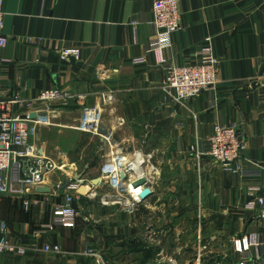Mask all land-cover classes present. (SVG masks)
<instances>
[{
	"label": "crops",
	"instance_id": "0c3cea01",
	"mask_svg": "<svg viewBox=\"0 0 264 264\" xmlns=\"http://www.w3.org/2000/svg\"><path fill=\"white\" fill-rule=\"evenodd\" d=\"M155 1L5 0L7 46L0 50V96L21 100L17 114L56 111L55 128L37 142L31 138L29 144L58 170L52 182L28 190L25 197L0 198V225L28 247L25 256L5 255L0 264H150V245L156 242L164 246L157 248L159 264L173 259L177 264H207L224 255H231L233 264L246 257L251 264H264V226L258 212L245 207L256 194L254 187L260 188L256 195L264 197V0H183L182 27L173 36V46L163 52L165 64L150 51ZM207 44L221 62L216 92L176 102L164 90L167 70L195 63L194 53ZM68 51L79 52L78 58L64 60L62 54ZM141 57L145 63L134 64ZM49 89L61 90L71 99L41 104V93ZM105 99L120 103L122 133L116 147L134 150L126 156L128 161L142 156L153 191L138 210L141 220L135 211L109 222L106 209L90 202L95 191L82 197L81 188L77 206L82 216L76 227L33 239L38 226L50 223L66 175L83 176L85 181L92 174L78 175L72 163L68 169L65 162L59 167L55 150L70 156L77 149L80 141L72 129L81 110ZM112 113L106 112L109 126L98 117L86 124L98 123L113 132ZM222 123L235 125L244 142L238 162L245 170L243 177L208 156L207 140L214 125ZM111 136L105 134L101 141L109 143ZM42 188L49 191L39 192ZM27 199L28 210L23 205ZM183 210L193 217L187 234H181L188 226L186 219L176 218ZM153 213L158 221L146 222L144 216ZM167 222L173 223L174 235ZM255 233L261 238L259 252L252 249L244 256L235 251V241ZM170 241L178 244L174 257L166 250ZM44 242L61 253H43ZM90 249L99 260L88 255Z\"/></svg>",
	"mask_w": 264,
	"mask_h": 264
},
{
	"label": "built area",
	"instance_id": "2783aa9c",
	"mask_svg": "<svg viewBox=\"0 0 264 264\" xmlns=\"http://www.w3.org/2000/svg\"><path fill=\"white\" fill-rule=\"evenodd\" d=\"M182 1L156 0L153 5L152 25L155 35L150 43V51L160 56V63L162 64L166 63L163 52L173 46V36L182 27ZM4 5L5 0H0V50L7 46V37L4 33ZM70 56L78 58L79 52L68 51L62 54L64 60ZM194 56L196 58L195 63L172 66L167 70L164 90L171 94L178 103H185L203 94L212 95L216 92L220 59L216 57L210 44L202 46L194 53ZM144 63L143 57L134 61L136 65ZM70 99L71 97L65 95L61 90L49 89L41 93L39 102L44 105H52L56 102H62L61 100L68 102ZM108 100L113 101V99ZM19 104H22L21 100L4 99L0 96V198L8 196L25 197L28 190H36L52 182L55 171L58 170L54 162L44 160L38 153V148L29 144L35 128L38 125L49 123L50 119L57 116L56 111L48 108L44 113H35V117L32 118L29 113L21 115L15 112V107ZM97 105L85 109V117L80 121L82 125L80 128L89 127L86 128L85 132H90L93 127L94 123L91 126L90 124L87 125L86 122L95 120L94 116L98 111ZM207 141L209 144L208 156L213 162L233 175L245 176V170L238 166L244 150V142L235 125L223 123L214 125L213 133ZM192 150L194 151L195 148ZM66 176L67 184L62 188V198L59 204L54 207L50 223L38 226L32 233L33 239H47L60 229L75 228L78 219L81 218L77 202L79 200L78 193L85 181L76 179L72 173ZM114 178H119V176ZM252 191L257 194L260 188L254 187ZM256 194H251V200L245 207L248 211L258 212L257 215L264 226V197ZM23 205L28 210L31 202L28 199L24 200ZM7 230L5 224L0 225V259L5 255L25 256L28 252L27 245L23 244L19 238H13ZM149 233L151 238L155 237L153 231L150 230ZM234 248L236 252L244 256L249 254L252 249L259 252L261 248L260 234H251L235 241ZM87 251L88 255L95 256L99 260L94 250ZM42 252L53 255L61 253L57 246L48 242L43 243ZM171 262L173 264L174 261ZM240 264L251 263L246 257Z\"/></svg>",
	"mask_w": 264,
	"mask_h": 264
},
{
	"label": "rangeland",
	"instance_id": "374dc122",
	"mask_svg": "<svg viewBox=\"0 0 264 264\" xmlns=\"http://www.w3.org/2000/svg\"><path fill=\"white\" fill-rule=\"evenodd\" d=\"M118 104L120 103L114 99L113 101H110L108 99L100 100L97 105L98 111L95 113L94 116V117H98V119H102V121L105 120L108 123V118L110 117V115L107 116L106 112H110V114L111 112H113L112 113L113 115L110 119L113 122V128L111 127V130L113 129V132L101 128V126L103 125H99L98 127V123L97 124L95 123L97 126L93 124V127L90 132H82L78 130V128L82 126L80 121H82L85 117L84 114L86 108H84V110H81V113L79 115V120L77 124L73 126L72 129V132L75 134V137H79L80 142L77 149H75V151L70 156L64 154L63 152H58V150H55L56 155L54 156V158L55 160L57 159L59 160L57 161L59 167H62V165H64L62 164L63 162H65V165H68L66 169L70 168L69 164L71 163L74 164L75 172L78 175H81L88 171L92 173L91 175L88 174L87 180H85V184L82 187L81 195L82 197H86L87 195L90 194V191L92 190L95 191V197H93L90 202L94 203L97 206V208L106 209V210L104 209L105 216L107 217V220L109 222H115V220L119 217L120 214L123 215L131 212L133 213L135 211H137L135 213L139 214V216H137L138 218L137 220L139 221L141 220L140 219L141 210L140 211L138 210L142 203L137 202L140 201L138 195L139 192L135 191L132 188V183L135 181L136 179L135 177L137 176L133 173L128 174V179L126 181H122L119 176L120 173L124 172L127 166H129L132 163L131 161H128V158L126 156L130 153L131 154L134 153V150L130 147L128 148L116 147L117 143L121 141L120 136L122 133V131L119 130L120 125L122 124L121 123L122 119L120 118V113L117 108ZM92 110L94 111V109ZM107 125L109 126V123ZM53 126H54L53 118L50 119L49 123L38 125L34 130V134L32 135V140L34 141L36 139L37 142L38 137L39 138L41 137L42 139L45 133H48L49 131H51L52 128H55ZM59 131H64V130L59 129ZM105 134L107 135L112 134L111 136L112 139L109 140V143H111L114 146V149L110 148L106 141L104 142L101 141L103 135ZM72 136L74 135L72 134ZM136 156H137L136 160L139 159L143 160L142 156H140L139 154H137ZM136 160L133 162H137ZM116 176H119V178H114ZM56 178L58 179V176ZM98 178H103L104 181L101 186L95 187L96 185L92 184L91 181L92 179L95 180ZM116 179L117 181L119 180V184H116L115 182ZM62 182L64 183V180ZM60 185H62V183H60ZM132 198H134V200L136 201H134ZM190 214H191L190 211L187 212L183 210L182 212L181 211L178 212V215L176 216L177 219L182 218L183 221L186 219V222L188 224V226L184 227L185 229L181 231V234H187V232L192 229V227H190L191 225L190 222L193 219V217H189ZM157 218H158V214L156 213L144 216L146 222H157L158 221ZM166 225H167V229L169 231H172L173 234L174 231V228L172 226L173 223L170 224L169 222H167ZM149 226H152V224ZM170 226H172V228ZM148 228H150L151 230V227ZM160 235H163L162 232L160 233ZM159 244L160 243L156 242L150 245V252L148 254V260L150 264H159L158 259L161 260V258L158 257L159 254L157 248ZM116 245L117 244L113 243L114 248L117 247ZM175 245L178 244L177 243L174 244L172 241L166 243V250L169 253V255H172L171 257H174L173 255H175L174 253L176 252ZM160 246L162 247L163 243H161ZM113 257H116V253L113 254ZM171 261H175V259L168 260L166 264H172ZM186 261L188 262L190 261V256H186ZM232 262L233 261L231 255L229 256L224 255L222 257L221 256L213 257L210 261H208L207 264H233ZM173 264H177V263L173 262Z\"/></svg>",
	"mask_w": 264,
	"mask_h": 264
},
{
	"label": "water",
	"instance_id": "95a60500",
	"mask_svg": "<svg viewBox=\"0 0 264 264\" xmlns=\"http://www.w3.org/2000/svg\"><path fill=\"white\" fill-rule=\"evenodd\" d=\"M26 117V116H24ZM32 118L35 117V115H32L31 116ZM120 178L122 181H126L128 179V174H125L124 172H121L120 173ZM76 179H83V176H78ZM92 184L94 185H100L101 184V178H98V179H95L92 181ZM132 186L134 188H143L142 192L140 193V200L141 202H145L147 201L148 199H150L152 196H153V191L151 189V186H150V182L149 180L146 178V177H142L138 180H135L133 183H132ZM49 190L47 189H40L39 192H48Z\"/></svg>",
	"mask_w": 264,
	"mask_h": 264
},
{
	"label": "bare ground",
	"instance_id": "6f19581e",
	"mask_svg": "<svg viewBox=\"0 0 264 264\" xmlns=\"http://www.w3.org/2000/svg\"><path fill=\"white\" fill-rule=\"evenodd\" d=\"M92 121V120H91ZM88 122V121H87ZM80 130L82 132H84V127L83 128H80ZM108 143V142H107ZM108 146L112 149H114V146L111 144V143H108ZM137 162H132L124 171L125 174H135L138 179L142 178V177H145L144 173H143V169H142V162L143 160L139 159V160H136ZM119 175V173H118ZM120 176V175H119ZM134 176V175H133ZM137 179V180H138ZM116 182V180H115ZM132 188L135 190V191H138L139 192V196H140V193L142 192L143 188H134L132 186ZM140 198V197H139ZM138 203H142L141 200L140 201H137Z\"/></svg>",
	"mask_w": 264,
	"mask_h": 264
}]
</instances>
